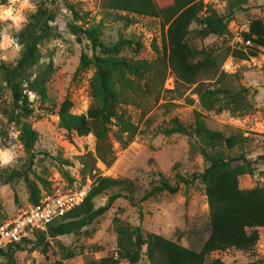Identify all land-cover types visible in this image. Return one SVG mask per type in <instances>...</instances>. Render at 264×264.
<instances>
[{
  "label": "rangeland",
  "instance_id": "obj_1",
  "mask_svg": "<svg viewBox=\"0 0 264 264\" xmlns=\"http://www.w3.org/2000/svg\"><path fill=\"white\" fill-rule=\"evenodd\" d=\"M171 0H155L163 5ZM220 12L227 11L228 2L234 1L233 13L228 17L229 33L224 35L208 34L198 36L191 31L188 40L191 44L221 47L225 44L241 46L240 32L248 27L249 21L260 17L264 25V0H203ZM33 7L25 10L26 22L39 3H44L54 11L52 27L56 35L45 39L39 46L37 64L34 68L50 67L51 73L46 82L49 100L41 101L39 96L30 92L33 111L29 116L32 126L37 131L34 143L36 157L28 174L36 178L42 173L48 179L49 187L41 190L52 192L57 188L67 189L81 183L86 177L91 180L97 174L131 178L135 183L134 197L139 199L144 190L149 188L159 175L172 184L176 183L175 173L189 175L202 170L206 161L199 152L190 147V138L182 133L164 134L162 126L169 124L172 117H178L185 124L193 121L194 110H200L206 124L222 130L225 134L241 131L248 134L242 148L248 158L253 160L254 171L238 177L239 186L248 188L256 184L264 185V48L260 47L254 56L237 58L227 55L220 69L234 75L226 76L228 82L237 87H248L250 111L240 115L228 110L215 112L205 110L195 92L196 83L179 81L167 66L168 41L167 23L160 15L135 13L123 9L105 6L104 0H31ZM7 5L8 0H0ZM69 6H74L83 17L74 18ZM25 22V23H26ZM100 28V38L106 45L119 39L131 40L121 45L117 55L130 58L153 60L156 56L164 57L160 62L165 70L163 81L156 80L152 87L145 89L137 84V78L128 81L127 102L122 107L130 119L137 125V131L125 145L113 142L115 157L106 165L100 160L91 171L83 165L80 157L87 151H94V136L91 133L77 135L68 132L58 123L57 109L61 100H72V110L85 111L91 101L89 79L94 71L92 64L80 68V56L86 53L105 54L90 40L81 34L80 38L71 29L69 23ZM23 23L22 26L25 24ZM12 25L11 21L0 22V62H12L20 54L22 44L17 32L22 28ZM198 26L192 22L190 27ZM141 43V46L137 44ZM247 44V42H245ZM133 77V76H132ZM10 100L6 87L0 91V104ZM0 153L6 154L7 163L0 161V222L28 207V187L25 180L15 176L6 180L12 168L25 166L26 152L18 138V126L9 122L0 111ZM67 160L68 163H65ZM68 175H64L61 169ZM111 190L97 194L94 205L107 200ZM41 196V197H42ZM139 206L130 203L123 195L117 197L101 215L81 228L80 233H64L46 236L45 243H39L30 234L29 241H23L24 249L14 253V263L0 255V264H102V257L116 256V232L112 218L118 215L131 224H140L146 231L160 233L179 243L199 248L208 235V202L204 186L199 180L186 185L178 182L175 192L163 190L153 196L139 200ZM259 236L251 249L229 247L215 250L209 257H220L224 264H264V226H258ZM71 255L68 256V252ZM120 259L115 264H126ZM134 264H149L143 254Z\"/></svg>",
  "mask_w": 264,
  "mask_h": 264
},
{
  "label": "trees",
  "instance_id": "obj_2",
  "mask_svg": "<svg viewBox=\"0 0 264 264\" xmlns=\"http://www.w3.org/2000/svg\"><path fill=\"white\" fill-rule=\"evenodd\" d=\"M234 3L229 1L227 11L220 12L203 0H171L163 5L157 4L155 0H104L105 6L109 8L163 17L167 23V66L175 78L186 83H196L195 92L205 110H228L231 114L240 115L252 108L247 94L248 87H237L228 82L226 76L234 74L220 69V65L227 55L245 59L256 55L260 47L264 48L262 18H252L248 27L241 30V46L225 44L221 47H197L188 40L191 31L201 37L211 33L226 36L229 33L228 17L233 13ZM69 8L74 18L83 17L74 6ZM53 20L54 11L44 3H39L17 32L18 40L22 44L19 56L12 62H0V91L2 87H6L10 93V100L0 104V111L9 122L18 126V138L27 154L25 166L10 169L6 180L15 176L22 177L27 184L28 200L31 204L39 203L41 190L49 187V181L42 173H37L36 178H31L28 174L37 154L34 150L37 131L29 119L33 111V102L29 95L34 92L41 101L49 100L46 82L51 68L34 67L37 64L40 44L57 33L51 24ZM192 22L198 26L191 28ZM69 25L77 38L85 34L93 50L100 47L106 52H93L91 56L82 53L80 56V68L90 64L94 66L89 79L91 101L87 109L82 112L73 111L72 100L68 97L61 100L57 109L58 123L65 130L77 135L91 133L94 136V151H87L80 157L81 163L88 165L91 171L97 160L106 165L113 161L114 141L125 145L137 131V125L122 107V103L128 99L125 89L128 81L137 78L139 85L143 79L142 85L145 89L152 87L156 80L163 81L165 70L160 62L165 60L160 56L147 60L117 55L121 45L131 40L122 38L106 45L100 38L99 27L83 26L74 22ZM137 44L141 46L140 42ZM161 129L166 135H187L190 138V147L199 152L206 161L202 170L189 175L177 172V182L174 184L162 172L157 171V180L137 200L134 197L135 183L131 178L97 174L82 202L53 218L44 229L34 231L35 240L45 243L47 235L80 233L83 226L104 213L121 195L127 197L131 204L140 207L139 200L163 190L175 192L180 181L188 185L199 180L204 186L209 212V232L199 248L183 245L160 233L146 231L140 224H131L114 215L112 221L116 232L117 255L102 257V264H115L120 259H126V264H134L143 254L149 264H224L218 256L209 257L210 253L229 247L251 249L259 236L258 226H264V185L256 184L248 188L239 186V175L253 172L255 167L253 160L247 157L243 149L233 153L236 148L243 147L248 134L241 131L225 134L220 129L212 128L206 124L200 110H194L193 121L188 124L178 117H172L169 124ZM64 161L68 163L67 160ZM61 172L68 175L64 168ZM68 177L72 180L71 176ZM108 190L111 191L106 202L95 206L94 197ZM26 240H30L28 236L0 248V255L14 263L15 251L24 249L22 242ZM71 253L69 251L68 256Z\"/></svg>",
  "mask_w": 264,
  "mask_h": 264
},
{
  "label": "built area",
  "instance_id": "obj_3",
  "mask_svg": "<svg viewBox=\"0 0 264 264\" xmlns=\"http://www.w3.org/2000/svg\"><path fill=\"white\" fill-rule=\"evenodd\" d=\"M91 182V178L86 177L71 188L45 192L39 203L22 208L0 222V248H5L9 243L19 241L38 229H44L53 218L82 202Z\"/></svg>",
  "mask_w": 264,
  "mask_h": 264
},
{
  "label": "clouds",
  "instance_id": "obj_4",
  "mask_svg": "<svg viewBox=\"0 0 264 264\" xmlns=\"http://www.w3.org/2000/svg\"><path fill=\"white\" fill-rule=\"evenodd\" d=\"M33 7L31 0H8V4H0V22L11 21L12 25L20 28L26 22L25 10ZM9 157L0 153V161L8 162Z\"/></svg>",
  "mask_w": 264,
  "mask_h": 264
}]
</instances>
